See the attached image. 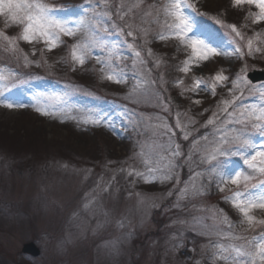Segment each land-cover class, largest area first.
<instances>
[{"label": "rangeland", "instance_id": "obj_1", "mask_svg": "<svg viewBox=\"0 0 264 264\" xmlns=\"http://www.w3.org/2000/svg\"><path fill=\"white\" fill-rule=\"evenodd\" d=\"M47 2L79 15L94 0ZM151 2L146 0V3ZM198 7L238 27L245 23L244 12L232 8L231 0H198ZM199 20L216 34L218 41L225 42L226 50H231L225 29L208 17H200ZM0 29L10 35L19 32L15 26L5 29L2 17ZM151 29L148 38L152 42L148 47H152L157 56L164 57L166 63L157 69L151 63L154 58H148L150 63L147 67L152 68V72L146 78L158 79L159 73L164 74L166 83L152 85V90L162 92L163 97H171V110L168 112L163 111L155 95L138 104L133 102L134 98H125L135 83L134 73H138L139 69L132 67L130 50L114 31L106 39L120 42V51L126 57L121 65L128 75L126 84L101 79L100 66L94 59L83 67L76 66L73 71L68 55L73 38H63L65 43L51 52L45 50L47 64L41 60L39 49L42 44L21 42V48L30 59L41 60L40 67L35 64L24 67L22 60L18 62L10 53L0 49V67L18 71L27 80L9 95L30 105V94L67 92L66 99L73 107L70 115L79 117L81 112L77 109L100 110L112 124V128L78 124L71 118L42 116L31 107L14 110L0 108V264H195L196 260H201V264H210L200 252V246L206 244V239L189 230L190 225L183 226L187 247L178 252L170 248V234L181 228L175 221L190 215L204 220L218 207L223 208L238 226L239 214L222 199L223 194L217 191L215 183L205 197L195 201L197 208L203 207L202 211L192 212L190 202H181L189 210L187 212L173 209L171 205L175 196L165 199L160 208L149 209L139 203L140 198L147 197V203L153 199L158 202L171 185L158 182L146 184L142 180L132 184L126 174L119 171L129 166L143 170L137 153L142 145L150 144L152 140L150 133L138 135L129 123L130 114L135 113L137 119L151 116L153 123H158L155 117L160 116L174 125L176 112H187L189 116H196L199 123L195 127L200 128L216 109L217 101L227 97L226 88L221 87L217 88L215 97L204 91L181 96V89L174 81L183 75L177 71V65L187 53L178 51L174 41L155 39L159 28L154 23ZM242 30L251 35L253 28ZM83 36L80 33L77 39ZM128 39L131 41V38ZM33 47L37 49L35 56L32 55ZM96 54L101 53L97 51ZM245 63L248 65L247 73L253 69H264V55L258 53L243 60L236 56L213 57L198 67L193 66L189 75L207 78L220 68H224L226 74H234ZM185 83L191 84V80L185 78ZM252 84L258 86L264 85V82ZM196 99L202 103L194 104ZM257 99L256 96H247L243 102L252 103ZM205 108L209 111L204 112ZM201 112L203 115H198ZM181 120L186 121V117L182 116ZM173 131L176 133L174 140L181 142L187 151L190 141L183 140L179 129L174 128ZM207 131L212 132L211 126ZM204 132L205 129L200 128V134ZM255 139L259 142L261 138L257 135ZM228 166L247 170L240 157H231ZM190 167L193 171L205 168L198 159ZM179 174L182 181H188L190 168L180 169ZM113 175L116 180L112 181L109 191H101ZM94 193L97 201L84 208ZM136 193H140L141 197ZM257 215L264 216V213L258 211ZM121 220L125 224L123 229L120 227ZM208 222L211 223L210 220ZM98 224L103 226L98 227ZM128 232L127 241L120 246L119 253L114 254L112 246ZM28 242H35L40 247L39 256L22 252L23 245ZM193 243L196 252L189 250Z\"/></svg>", "mask_w": 264, "mask_h": 264}, {"label": "snow or ice", "instance_id": "obj_2", "mask_svg": "<svg viewBox=\"0 0 264 264\" xmlns=\"http://www.w3.org/2000/svg\"><path fill=\"white\" fill-rule=\"evenodd\" d=\"M231 7L244 12L245 23L239 27L221 19L219 15L201 11L198 0H161L159 3L156 0L151 3H146V0H94L79 15L69 13L62 6L57 7L47 0H0V17L4 20V28H19L18 33L11 35L0 29V49L10 53L18 62L22 60L24 67L33 64L40 67L41 60L47 64L45 50L51 52L65 43L63 38H73L68 54L73 71L76 66L83 67L94 59L100 66L101 79L126 84L128 75L121 66L126 57L120 51V42L106 39L114 31L130 50L132 67L139 69L138 73H134L135 83L125 98H134L133 102L138 104L155 95L163 111L168 112L171 110V97H163L162 92L152 90V85L166 83L164 74L159 73L158 79L146 78L152 72V68L147 67L150 63L148 58H154L151 63L157 69L166 63L164 57L157 56L153 48L148 47L152 42L148 38L152 31L151 24L157 25L159 30L155 33V39L174 41L178 51L187 53L186 58L177 65V71L183 75L174 81L181 89L180 95L204 91L215 97L217 88L221 87L226 88L227 97L217 101L216 109L200 125L205 129L202 135L200 128L195 127L199 123L196 116H189L187 112L177 111L174 125L160 116L155 117L159 122L153 123L151 116L137 119L135 113L130 114L129 123L138 135L150 133L152 140L150 144L142 145L137 153L141 157L143 170L129 166L119 171L125 173L132 184L142 180L146 184L158 182L171 185L158 202L153 199L147 203V197L136 193L141 197L139 203L149 209L160 208L165 199L175 196V202L171 205L173 209L187 212L189 210L181 202H190L192 212L202 211L203 207L197 208L195 201L205 197L215 183L217 191L223 194L222 199L239 214L238 226L223 208L218 207L204 220L195 215L178 218L175 223L181 228L170 234V248L178 252L187 247L183 226L190 225L189 230L206 239V244L200 246V252L210 264H264V216L257 215L258 211L264 213V85H253L248 80L246 63L234 74H226V70L220 68L207 78L189 75L193 66L198 67L213 57L236 56L243 60L258 53L264 55V0H231ZM200 17H208L226 30L231 50L225 49V42L218 41L216 34L199 20ZM249 27L253 28L251 35L242 30ZM257 28L259 30H255ZM80 33L84 36L77 39ZM21 42L42 44L43 47L39 49L41 60L30 59L21 48ZM97 51L101 54H96ZM36 52L37 49L33 47L32 55L35 56ZM185 78L190 79L191 84H186ZM25 83L27 80L18 71L0 67V108L14 110L31 107L42 116H61L77 120L78 124L112 128L106 114L100 110L77 109L81 112L79 117L70 115L73 107L68 104L67 92L30 94V105L9 95L14 88ZM247 96L258 99L244 103ZM193 103L200 105L202 101L196 99ZM198 115H203V112ZM182 116L186 117V121L181 120ZM209 126L211 133L207 131ZM174 128L180 130L184 141H190L187 151L181 142L174 140ZM257 135L261 138L259 142L255 139ZM231 157H240L247 170L229 167ZM197 159L200 165L205 166L204 170L191 169L190 166ZM184 167L190 168L188 181L180 178L179 171ZM115 180L116 176L113 175L101 191H109ZM96 201L97 195L94 193L84 208H89ZM102 226L98 224V227ZM120 227H125L123 220ZM129 235L130 232L125 233L112 246L114 254L119 253L120 246ZM189 250L196 252L194 243ZM195 264H201V260H196Z\"/></svg>", "mask_w": 264, "mask_h": 264}, {"label": "water", "instance_id": "obj_3", "mask_svg": "<svg viewBox=\"0 0 264 264\" xmlns=\"http://www.w3.org/2000/svg\"><path fill=\"white\" fill-rule=\"evenodd\" d=\"M253 83L264 81V69H254L247 74ZM22 252L37 257L41 254V249L35 242H28L23 245Z\"/></svg>", "mask_w": 264, "mask_h": 264}]
</instances>
